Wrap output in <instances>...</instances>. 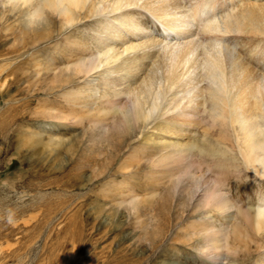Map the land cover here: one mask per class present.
I'll return each mask as SVG.
<instances>
[{"label": "rangeland", "instance_id": "rangeland-1", "mask_svg": "<svg viewBox=\"0 0 264 264\" xmlns=\"http://www.w3.org/2000/svg\"><path fill=\"white\" fill-rule=\"evenodd\" d=\"M21 1L0 0V264H264L263 225L254 226L264 176L245 164L237 128L206 113L103 117L116 103L111 73L72 67L98 55L106 14L67 24L47 10L29 26L36 3ZM236 38L234 54L248 48ZM177 145L190 157L174 155ZM188 169L195 180L180 182ZM199 171L226 211L205 205Z\"/></svg>", "mask_w": 264, "mask_h": 264}, {"label": "bare ground", "instance_id": "bare-ground-1", "mask_svg": "<svg viewBox=\"0 0 264 264\" xmlns=\"http://www.w3.org/2000/svg\"><path fill=\"white\" fill-rule=\"evenodd\" d=\"M22 1L36 3L31 23L43 20L47 10L60 13L67 24L74 23L80 13L106 14L98 55L87 52L72 67L87 77L105 68L111 73L106 82L113 86L116 103L113 112H103V117L112 113L126 125L150 120L156 113L162 117L172 113L179 121L191 122L206 113L214 121L237 128L245 164L264 176V68L256 63L258 53L264 55V0H237L236 5V0H229L232 8L219 17L216 13L226 9L227 0ZM236 36L249 41L246 50L247 46L234 54L231 46ZM203 82H207L204 87ZM178 147L174 155L190 157L188 145ZM192 172L183 173L179 181L195 180ZM199 173L195 187L204 191L205 205L227 209L221 188ZM255 213L254 226L260 229L262 224L264 230V208ZM212 248L216 260L217 248Z\"/></svg>", "mask_w": 264, "mask_h": 264}, {"label": "clouds", "instance_id": "clouds-1", "mask_svg": "<svg viewBox=\"0 0 264 264\" xmlns=\"http://www.w3.org/2000/svg\"><path fill=\"white\" fill-rule=\"evenodd\" d=\"M29 26H31V18H30V20H29Z\"/></svg>", "mask_w": 264, "mask_h": 264}]
</instances>
